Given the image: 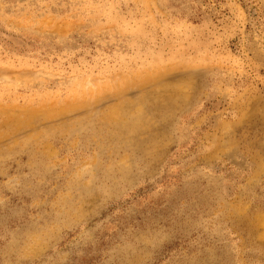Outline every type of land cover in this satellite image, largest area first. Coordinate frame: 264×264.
Masks as SVG:
<instances>
[{"label": "rangeland", "instance_id": "rangeland-1", "mask_svg": "<svg viewBox=\"0 0 264 264\" xmlns=\"http://www.w3.org/2000/svg\"><path fill=\"white\" fill-rule=\"evenodd\" d=\"M0 264H264V0H0Z\"/></svg>", "mask_w": 264, "mask_h": 264}]
</instances>
